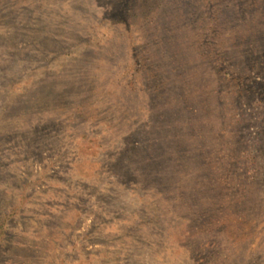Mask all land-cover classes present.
<instances>
[{
  "label": "rangeland",
  "instance_id": "obj_1",
  "mask_svg": "<svg viewBox=\"0 0 264 264\" xmlns=\"http://www.w3.org/2000/svg\"><path fill=\"white\" fill-rule=\"evenodd\" d=\"M0 264H264V0H0Z\"/></svg>",
  "mask_w": 264,
  "mask_h": 264
}]
</instances>
